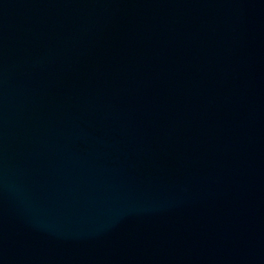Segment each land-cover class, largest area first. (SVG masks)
<instances>
[{
  "label": "water",
  "instance_id": "water-1",
  "mask_svg": "<svg viewBox=\"0 0 264 264\" xmlns=\"http://www.w3.org/2000/svg\"><path fill=\"white\" fill-rule=\"evenodd\" d=\"M0 264H264V0H0Z\"/></svg>",
  "mask_w": 264,
  "mask_h": 264
}]
</instances>
